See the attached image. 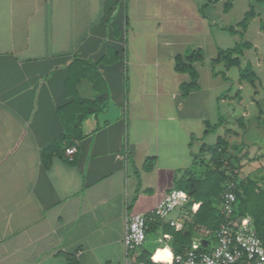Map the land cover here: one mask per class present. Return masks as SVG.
Returning <instances> with one entry per match:
<instances>
[{
  "label": "crops",
  "instance_id": "1",
  "mask_svg": "<svg viewBox=\"0 0 264 264\" xmlns=\"http://www.w3.org/2000/svg\"><path fill=\"white\" fill-rule=\"evenodd\" d=\"M207 2L0 0V264H125L127 218L209 169L264 190V147L254 148L264 138V5L241 38L227 29L249 0L202 14ZM240 8L242 19L227 24ZM255 26L260 58L249 40ZM236 36L254 45L242 59V68L253 63L254 86L236 67L212 66L219 49L236 46L220 41ZM197 50L199 90L183 97L190 76L175 59ZM222 127L224 136L205 142ZM219 139L221 167L211 162ZM193 205L201 203L185 211ZM165 246L172 252L161 229L148 233L138 260Z\"/></svg>",
  "mask_w": 264,
  "mask_h": 264
},
{
  "label": "trees",
  "instance_id": "2",
  "mask_svg": "<svg viewBox=\"0 0 264 264\" xmlns=\"http://www.w3.org/2000/svg\"><path fill=\"white\" fill-rule=\"evenodd\" d=\"M225 1V11L229 12L235 0H208L207 4L201 9L203 14L205 9L211 5ZM250 11L245 15L244 19L235 27L227 29L232 35H239L244 38V34L250 22L258 16V8L264 5V0H249ZM261 30L264 33V23L261 24ZM254 48V45L248 41L241 40L234 48L219 49L217 58L212 61V66L215 67L223 64L225 70H230L233 67L239 69L240 81H245L252 86L258 80L253 64L247 62L242 68V59L246 53ZM203 52L201 50L190 51L185 56H177L175 59V69L179 73H187L190 76V83L183 84L181 89L183 97H187L191 92L199 90L198 80L199 75L194 69L193 64L203 60ZM216 76L217 74H213ZM224 79L226 75H222ZM212 127L207 126V132ZM62 138L56 141L43 151L44 163L46 157L54 151L62 149ZM67 149V148H66ZM65 149V151H66ZM227 151V143L224 139H219L214 148L211 149V162L221 167L223 165V157ZM47 164V163H46ZM48 166V165H46ZM229 183L236 184L237 202L235 205V218L250 217L253 219L257 235L264 239V190L259 188V185L252 180L240 181L236 171L228 173L226 170H206L201 175H189L184 183L178 185V189L185 191L191 199V202L186 208H189L192 203H201L198 211L188 212V218L184 222V228L176 231L169 224L161 220L148 222V233L161 229L162 233L170 239V247L174 254H184L188 251L193 243L194 238L202 230L211 232L210 239L215 241L216 233L221 225L226 222V217L221 213L217 202ZM211 245H203V249L209 250ZM140 260L145 264H153L151 256L142 255Z\"/></svg>",
  "mask_w": 264,
  "mask_h": 264
},
{
  "label": "built area",
  "instance_id": "3",
  "mask_svg": "<svg viewBox=\"0 0 264 264\" xmlns=\"http://www.w3.org/2000/svg\"><path fill=\"white\" fill-rule=\"evenodd\" d=\"M76 152V147L66 149L70 160H73ZM235 189L236 184L229 183L221 196L220 210L226 222L217 231L215 241L209 240L211 232L204 230L194 238L191 248L184 254H174L168 249L173 254V264H264V239L257 235L253 219L248 216L234 217L237 202ZM189 203L188 194L176 189L153 211L129 216L123 238L125 264H145L138 260V254L147 241L149 221L161 220L176 231L182 230L188 218L185 209ZM197 210L198 205L191 207L193 213ZM207 240L211 245L209 250L202 248Z\"/></svg>",
  "mask_w": 264,
  "mask_h": 264
},
{
  "label": "rangeland",
  "instance_id": "4",
  "mask_svg": "<svg viewBox=\"0 0 264 264\" xmlns=\"http://www.w3.org/2000/svg\"><path fill=\"white\" fill-rule=\"evenodd\" d=\"M243 15H244L243 10H242V8H240L239 10H236V11L228 14L227 16H225L224 20L229 25L235 24L236 22H238L239 20L242 19ZM256 26L258 28V25H256ZM256 26L254 28H252V32H251V35H250L252 37L249 40L252 43H254V44H256L258 46L259 44L262 45V40L259 39L260 33H259L258 29H256ZM240 41H241V38H239V37L236 36V37H233V38H229V40H222V42L220 41V43H221L222 47L227 48V47L234 46L235 44L239 43ZM259 49L260 48L258 46L257 48H255V53L254 52H252L253 54L251 53L253 55V57L258 56L260 58V56H259ZM210 53L211 52L208 53L207 60H210L211 59ZM245 59H247V57ZM235 75H236L235 74V71H233L231 73V77H234ZM247 121H248L247 119H244V122H246V124H247ZM225 130H226V127H222V129H220L218 131L217 130H214L212 132V134L206 138L205 142L208 143V144L215 143V141H216V139H217L218 136H224L225 135V133H224ZM261 131L264 132V123H262V125H261ZM259 138H262V139L257 143V146L254 147L256 149V151L259 148H263L264 147V138L263 137H259ZM209 159H210L209 158V154H206L204 156V161L205 162H208Z\"/></svg>",
  "mask_w": 264,
  "mask_h": 264
},
{
  "label": "clouds",
  "instance_id": "5",
  "mask_svg": "<svg viewBox=\"0 0 264 264\" xmlns=\"http://www.w3.org/2000/svg\"><path fill=\"white\" fill-rule=\"evenodd\" d=\"M173 258V254L170 253L168 248H164L163 250H157L152 255L151 260L153 264H173Z\"/></svg>",
  "mask_w": 264,
  "mask_h": 264
}]
</instances>
